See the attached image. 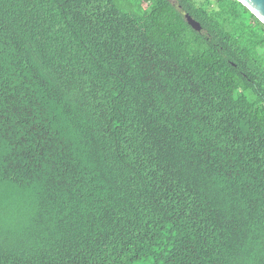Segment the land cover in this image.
Masks as SVG:
<instances>
[{
    "label": "trees",
    "instance_id": "1",
    "mask_svg": "<svg viewBox=\"0 0 264 264\" xmlns=\"http://www.w3.org/2000/svg\"><path fill=\"white\" fill-rule=\"evenodd\" d=\"M0 144V264H264L237 0H0Z\"/></svg>",
    "mask_w": 264,
    "mask_h": 264
},
{
    "label": "water",
    "instance_id": "2",
    "mask_svg": "<svg viewBox=\"0 0 264 264\" xmlns=\"http://www.w3.org/2000/svg\"><path fill=\"white\" fill-rule=\"evenodd\" d=\"M244 5L261 23L264 24V0H237ZM184 18L187 24L194 30L199 32L200 25L194 21L189 15L185 14Z\"/></svg>",
    "mask_w": 264,
    "mask_h": 264
},
{
    "label": "snow or ice",
    "instance_id": "3",
    "mask_svg": "<svg viewBox=\"0 0 264 264\" xmlns=\"http://www.w3.org/2000/svg\"><path fill=\"white\" fill-rule=\"evenodd\" d=\"M2 153H3V145L0 144V154H2ZM3 196H4L3 187H2V185H0V200L3 199Z\"/></svg>",
    "mask_w": 264,
    "mask_h": 264
}]
</instances>
